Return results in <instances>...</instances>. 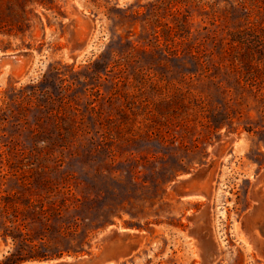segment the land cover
Instances as JSON below:
<instances>
[{"label":"rangeland","instance_id":"374dc122","mask_svg":"<svg viewBox=\"0 0 264 264\" xmlns=\"http://www.w3.org/2000/svg\"><path fill=\"white\" fill-rule=\"evenodd\" d=\"M0 264H264V0H0Z\"/></svg>","mask_w":264,"mask_h":264},{"label":"trees","instance_id":"16d2710c","mask_svg":"<svg viewBox=\"0 0 264 264\" xmlns=\"http://www.w3.org/2000/svg\"><path fill=\"white\" fill-rule=\"evenodd\" d=\"M29 258L31 259V258H33V257H32V256H30ZM9 259H10V258H9ZM9 259H8V260H9ZM18 261H20V260H16V261H15V260H13L11 263H17Z\"/></svg>","mask_w":264,"mask_h":264},{"label":"bare ground","instance_id":"6f19581e","mask_svg":"<svg viewBox=\"0 0 264 264\" xmlns=\"http://www.w3.org/2000/svg\"><path fill=\"white\" fill-rule=\"evenodd\" d=\"M17 58L19 57V56H16ZM8 58V57H7ZM9 58H11V57H9ZM6 59V58H5ZM16 59V58H15ZM21 59H23V58H21ZM9 60V59H8ZM7 60V61H8ZM18 60V59H17ZM9 62V61H8ZM6 63V62H5ZM11 63V62H10ZM15 63V62H14ZM21 68V67H20ZM14 70H16V69H14ZM17 71V70H16Z\"/></svg>","mask_w":264,"mask_h":264}]
</instances>
